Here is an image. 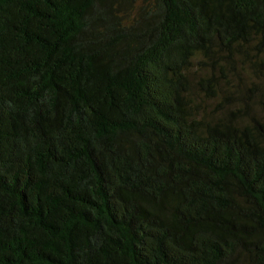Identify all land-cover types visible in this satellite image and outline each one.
Returning a JSON list of instances; mask_svg holds the SVG:
<instances>
[{
    "label": "trees",
    "instance_id": "16d2710c",
    "mask_svg": "<svg viewBox=\"0 0 264 264\" xmlns=\"http://www.w3.org/2000/svg\"><path fill=\"white\" fill-rule=\"evenodd\" d=\"M0 264H264V0H0Z\"/></svg>",
    "mask_w": 264,
    "mask_h": 264
}]
</instances>
